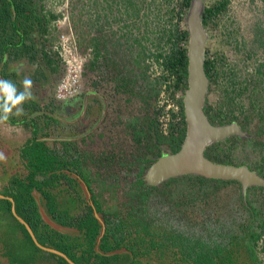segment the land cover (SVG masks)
Returning <instances> with one entry per match:
<instances>
[{
    "label": "rangeland",
    "instance_id": "obj_1",
    "mask_svg": "<svg viewBox=\"0 0 264 264\" xmlns=\"http://www.w3.org/2000/svg\"><path fill=\"white\" fill-rule=\"evenodd\" d=\"M128 1L42 0L44 12L53 13L56 18L49 21L47 32L38 35L36 45L39 48L42 42L45 43L51 58L56 62L49 66L38 56L33 61L21 57L10 61L7 70L10 72L13 87L21 93L26 92L24 80L27 78L32 81L27 89L30 95L26 97V101L33 100L44 107V110L36 112L35 115H30L29 112L24 114L27 120L30 116L36 118L33 121L40 128L37 134L40 139H45L52 148L60 149L57 138H79L76 147L78 153L85 158V165L93 179L92 191L104 209V214L101 213L103 217L107 215L112 218V214L116 212L126 221L134 223V220L142 221L145 213L131 212L127 185L140 173L138 166L141 165V160H137L138 154L142 156V152H145L146 156V153L151 152H146L145 138L140 145L135 142L132 126L135 123L142 124L146 116L153 117L154 112L157 114V101L162 91L160 90L157 97L152 96L148 104L144 103L141 95L143 92L152 94L160 70L150 59L143 62L142 58L157 50L155 19L157 16H163V12H158L156 5L163 6L164 3L161 0H132V4H129ZM214 1L216 0H205V3ZM215 23L216 26L212 22L206 27L209 35L206 48L208 55L224 56L227 76L210 82L208 105H227L229 98L224 86L227 81L230 83L229 79L232 78L234 89L238 92L241 90L236 101H243L245 105L244 112H235L238 120L233 121L243 124L244 113L247 115L248 112L250 117L247 119V128L243 129L252 136L249 138L250 144L255 141L264 142V132L259 133V119L264 117V78L260 79L255 73L260 64L264 63V0H229L228 10L221 14ZM96 40L102 44L97 58L94 47ZM117 40L120 42L116 44ZM146 65L148 69L144 68ZM12 72H15L16 76ZM144 72L149 81H146L149 89L143 86L145 83L141 77ZM119 73L136 79V82H132L131 94L118 88L116 78ZM2 80L0 77V100L4 96ZM150 82L153 83L151 86ZM180 96V92L176 91V97ZM84 101L87 106L91 105V109L79 114L83 111L81 108ZM73 107L77 108L76 111H73ZM5 108L7 107L0 105V191L7 187L13 176L27 174L21 149L33 135L32 122L26 124L21 120H25L21 106L9 109V113H6V116L17 119V123L4 118ZM59 118L64 120L62 124ZM95 119V123L101 124L95 125L97 128L84 136L86 128L92 125ZM45 133L47 136L42 138L41 135H46ZM242 143L232 146L227 152L229 158L242 162L249 155L256 160L260 153L252 150L253 147L251 148L249 143L246 146ZM161 148L167 152L166 147ZM110 150L113 154L110 164H94L97 160H102L101 152ZM90 160L94 163H89ZM70 176L73 177V174L70 173ZM76 182V189L86 201L85 193L77 179ZM65 185L62 183V188ZM58 188H54V192H57ZM68 190L72 191V188L69 187ZM35 196L38 200L41 199L38 192H35ZM61 197H65V194L62 193ZM70 198L66 202L67 208L70 212L77 213L78 208L70 207L73 201V198ZM250 199L254 206L262 207L264 214V192L257 191ZM153 203H156L155 227L151 230L156 241H168V237L172 233H178L177 231H185L205 240L210 239L215 237L214 231L217 232L219 221L236 219V216L241 217L244 212L239 209L238 190L233 185L222 187L216 198L206 202L200 199L198 202L186 203L177 208L166 194L164 197L157 194ZM244 203L248 206V201ZM12 218L0 217V264L19 263V258L13 256L12 236L18 238L22 234L18 228L13 232L15 222ZM45 219L48 220L46 215ZM138 228L141 229L135 225L131 230ZM136 235L137 233L131 234V238ZM131 238L128 235L127 240ZM6 250L11 256H6ZM180 252L181 248L170 244L167 247H153L148 255L139 258L138 264H182L179 260ZM257 252L261 264H264V252L258 243ZM121 253L128 254L131 260L132 254L126 248H122Z\"/></svg>",
    "mask_w": 264,
    "mask_h": 264
},
{
    "label": "trees",
    "instance_id": "obj_2",
    "mask_svg": "<svg viewBox=\"0 0 264 264\" xmlns=\"http://www.w3.org/2000/svg\"><path fill=\"white\" fill-rule=\"evenodd\" d=\"M191 1L161 0L164 5H156V10L163 12L164 16H157L155 19L157 50L144 55L142 61L146 62L145 60L150 59L152 63L158 66L160 74L156 76L152 94H144V87L142 88L141 99L145 104H148V100L152 96L157 97L159 95L163 83L167 85V88L173 87L174 92L171 93L173 97L177 90L182 91L187 87L186 42L188 32L183 26L185 25V14ZM128 3L132 4V0H129ZM228 8L229 0H216L206 4L202 12L203 25L207 27L213 22V25L216 26L215 20ZM43 9L42 0H0V74L11 88L13 83H11L12 80L9 77L10 72L7 70L10 61L21 57L33 61L38 56L42 61L45 60L49 66L56 62L55 59L51 58L50 51L46 48L45 43L39 41L41 43L39 48L36 45L38 35L47 32L49 21L56 18L53 13L46 14ZM42 37L44 41V35ZM119 42L117 40L116 44ZM101 46L102 44L96 40L94 43L95 58L98 57ZM223 60L224 56L221 54H207L204 69L211 82L217 81L221 76H227V66ZM93 63H95V60ZM147 65L144 67L145 69L149 68ZM12 73L16 76L15 72ZM255 73L258 74L260 79L261 77L264 78V63L260 64ZM141 79L145 83L142 85L146 87L149 81L145 76V72L142 73ZM229 81L230 83L227 81V85L224 86L229 98L227 105L222 103L216 107H205V113L214 124H225L238 120L235 112L245 111L244 102L236 101V97L239 96L241 90L238 92L234 89L232 78ZM262 81L264 82V79ZM116 82L120 90L130 93L133 92L132 82H136V79L119 73ZM152 84L150 82V86ZM12 89L14 90L13 99L22 94L17 88L13 87ZM173 100L179 105V110H169L170 118L165 129L160 130L159 125L161 122L156 121V117L151 119L150 116H146V120H143L139 128H136L135 125L132 126L135 142L140 145L145 138L147 140L145 144L146 152H151L153 156L152 159L149 156L142 159L144 166H146L140 165L141 170L137 178L127 185L129 188L127 196L130 198L128 204L132 209L131 212L135 214L144 212V218L142 221L134 220V223H130L116 212L112 214V218L104 215L106 230L99 243V252L96 251L95 245L100 232V224L93 215L91 206L76 189L78 187L76 179L65 172L67 170L69 173L77 174L87 184L96 211L104 214L101 202L91 189L93 179L90 176L88 167L85 165V158L78 153V150L72 156L71 154L61 155L59 149L52 148L45 139H40V136H37L40 128L33 121L36 118L30 116L27 120L24 113L29 112L30 115H35L36 112H43L44 107L33 100L26 101V98L22 102L13 104L6 95L3 96L0 100V105L3 108L13 109L21 106L25 118V120H21L26 124L32 122L31 125H33L32 138L27 140L25 147L21 149V156L25 161L24 166L28 172L25 175L13 176L7 187L0 191V194L4 196L0 197V217L4 219L9 216L13 217L12 219L15 222L13 232L18 228L22 234L18 238L15 235L12 236L13 256L16 255L19 258L18 264L70 263L59 254L39 248L25 226L14 217L13 207L16 213L29 224L39 243L64 253L76 264H138L139 258L148 255L153 247H167L169 244L181 248L179 260L182 264H261L257 252V243L264 233V214L262 213V207L257 208L252 204L250 196L257 191L264 192V188H249L246 193V201H248V206H246L240 184L237 181L207 179L198 175L172 177L160 186H150L143 181L142 174L149 166L150 161H154L164 153L161 146L166 147L167 152L174 153L179 150L184 140L186 126L182 99ZM160 110L162 108L157 109V116L161 112ZM246 113L247 115L244 113L243 117L245 121L243 124L240 123L242 128L245 129L247 128V119L250 117L248 112ZM3 114L6 116L5 112ZM52 119L55 120V118ZM7 120L12 123L18 122L12 116H8ZM259 121L261 123L259 133L261 134L264 132V117L261 116ZM46 136L47 134L41 135L42 138ZM241 139L232 135L223 141L215 142L207 147L205 155L215 162L247 165L264 176V142L255 141L250 144L251 139ZM239 143L245 146L249 143V146L253 147L252 150L260 153L259 157L253 160L248 155L242 162L230 159L227 152L230 151L232 146ZM62 144L66 150L71 145L70 142H62ZM154 146L157 148L155 151ZM138 155L137 160H140L141 155ZM62 183L66 184L63 188ZM229 185L237 188L239 209L244 212L240 215L241 217L236 216V219L232 218L227 222L219 221L217 232L214 231L216 233L215 237L205 240L185 231H177L178 233H172L168 237V241L154 240L152 237L154 233L151 229L155 227L156 203H153L155 195L158 194L164 197L166 194L167 198L173 201V205L178 208L186 205V203L198 202L200 199L205 202L206 200H212L217 197V193L222 187ZM69 187L72 188V191L68 190ZM54 188H58V191L54 192ZM35 192H38L41 197L40 200L35 196ZM62 193L65 194V197H61ZM70 197L73 198V201L70 200V207L71 209L78 208L77 213L70 212V209L67 208L66 202L67 199H71ZM9 198H12V200ZM39 204L43 206L47 216L54 223L64 228L63 231L52 227L43 219ZM135 225H138L141 229L131 230ZM134 233H137V235L131 238V234ZM128 235L131 238L129 240H127ZM122 248H126L132 254L131 260H129L128 254L121 252L109 254ZM7 250L6 256L10 255ZM262 250L264 252V244Z\"/></svg>",
    "mask_w": 264,
    "mask_h": 264
},
{
    "label": "water",
    "instance_id": "obj_3",
    "mask_svg": "<svg viewBox=\"0 0 264 264\" xmlns=\"http://www.w3.org/2000/svg\"><path fill=\"white\" fill-rule=\"evenodd\" d=\"M204 6V0H192L184 18V27L188 32L186 44L188 61L187 87L182 97L186 126L184 140L178 151L174 153L164 152L157 157L145 169L142 179L150 186H160L172 177H181L183 175H198L207 179L237 181L240 184L243 200L246 201V192L249 188H264V176L249 168L247 165L215 162L205 155L207 147L215 142L223 141L232 135L249 138L250 134L236 121L226 124H213L204 111L210 84V80L204 69L206 45L209 38L208 32L202 23ZM62 139L74 140L79 138H57L58 141ZM65 172L69 173L67 170ZM72 174L82 187L85 193V199L93 209V215L100 224V232L95 245L96 251L100 252L99 243L106 230L105 220L102 214L96 211L95 205L91 200V191L87 184L77 174ZM9 199L12 200V198ZM39 209L43 219L52 227L59 230L63 228L47 216L42 205L39 206ZM12 211L16 219L28 230L33 241L39 248L59 254L70 264H76L64 253L39 243L29 224L16 213L14 207ZM45 215L48 220L45 219ZM116 252H121V249L110 252L109 254Z\"/></svg>",
    "mask_w": 264,
    "mask_h": 264
},
{
    "label": "flooded vegetation",
    "instance_id": "obj_4",
    "mask_svg": "<svg viewBox=\"0 0 264 264\" xmlns=\"http://www.w3.org/2000/svg\"><path fill=\"white\" fill-rule=\"evenodd\" d=\"M162 89L164 90V93H167V95H168V97L170 98V99H176V92L174 93V97L173 96H171V93H173L174 92V90H173V87H169V88H167V85L166 84H162ZM161 89V90H162ZM160 97V96H159ZM157 103H158V101H157ZM100 104V103H99ZM98 104V105H99ZM91 105L89 104V106H87V104H86V106H85V108H83V104H82V112L81 113H79V114H83L84 112H86V111H88V110H90L91 109V107H90ZM76 107H73V111H76ZM158 109V108H157ZM81 111V110H80ZM153 117H156V121L157 120H159V118H158V116H157V114L154 112V116ZM152 116H150V118L152 119L153 118ZM101 118V117H100ZM103 118V117H102ZM60 119V118H59ZM101 120V122H102V119H100ZM62 121H64L63 119H60V123L62 124L63 122ZM95 121H96V119L95 120H93V124L92 125H89V127H87L86 129V131L83 133L84 134V136L86 135V134H88L89 133V131H91L92 129L94 130V129H96L97 127L96 126H98V125H100L99 124V122H97V123H95ZM70 124V123H69ZM96 125V126H95ZM135 125V127L136 128H139L140 127V123H135L134 124ZM89 128V129H88ZM159 129L160 130H162V129H164V127L160 124L159 125ZM89 135V134H88ZM87 135V136H88ZM132 135H133V133H132ZM251 135V134H250ZM249 135V136H250ZM71 137H73V138H75L74 136H70V137H66V138H71ZM77 137V136H76ZM237 138H241V137H238V136H236ZM252 136H250L249 138H251ZM62 138H65V137H62ZM83 138V137H82ZM243 139V138H242ZM245 139V138H244ZM62 142H70L71 143V145H70V148L68 149V150H66L65 149V147H64V145L62 144ZM78 143V141H77V139H74V140H66V139H62V140H59V144H60V154L61 155H70L71 154V156L72 155H75V153H76V150H78L77 149V147H76V144ZM154 148H155V150L157 149L155 146H154ZM153 148V149H154ZM154 150V151H155ZM143 153V155H145V152H142ZM141 153V154H142ZM101 154L103 155V157H102V160H97L96 161V163H94L93 161H88L89 163H94V164H96L97 166H101L102 164H110L111 163V157H112V153H111V150L109 151V152H106V151H103V152H101ZM147 156H149L151 159H152V154H148V155H146V157ZM145 158V156H141V166L142 165H144V162H143V160L142 159H144ZM153 161H150V164L152 163ZM149 164V165H150ZM138 167H140V165L138 166ZM92 189V188H91Z\"/></svg>",
    "mask_w": 264,
    "mask_h": 264
},
{
    "label": "clouds",
    "instance_id": "obj_5",
    "mask_svg": "<svg viewBox=\"0 0 264 264\" xmlns=\"http://www.w3.org/2000/svg\"><path fill=\"white\" fill-rule=\"evenodd\" d=\"M205 1V0H204ZM206 4L207 3H205V6H206ZM203 23V22H202ZM185 26V25H184ZM183 26V27H184ZM205 27V26H204ZM206 28V27H205ZM186 44H187V42H186ZM207 54H208V51H207V48H206V55H205V58H206V56H207ZM156 66V65H155ZM0 77L1 78H3L2 76H1V74H0ZM210 80V79H209ZM211 82V81H210ZM31 83H32V81L30 80V79H25L24 80V85H25V89H26V92L25 93H22L20 96H18V97H16L15 99H13V96H14V90L10 87V85L9 84H7V83H4L3 84V87H2V91H3V94L4 95H6L7 96V98H8V100H10V101H12L13 102V104H16V103H19V102H22V101H24L25 100V98L27 97V96H29L30 95V92H28L27 91V89L30 87V85H31ZM209 89H210V84H209ZM161 91H163V89L161 90ZM177 92H180V94H181V96L179 97V98H181L182 99V97H183V92H184V90H177ZM208 93H209V91H208ZM176 94V93H175ZM208 95V94H207ZM176 97V96H175ZM178 97H176V99H177ZM178 98V99H179ZM207 106H210V105H208V102H207V98H206V104H205V107H207ZM205 107H204V111H205ZM9 109H7V108H5V113H9ZM5 119H7V116H5L4 117ZM232 122V121H231ZM237 122V121H236ZM238 123V122H237ZM214 124V123H213ZM226 124V123H225ZM239 124V123H238ZM240 125V124H239ZM241 126V125H240ZM242 127V126H241ZM244 139V138H243ZM257 172V171H256ZM68 174H70V173H68ZM263 176V175H262ZM247 193V192H246ZM103 216V215H102ZM104 218V217H103ZM105 220V219H104ZM264 234V233H263ZM262 234V235H263ZM262 237V236H261ZM259 241H260V239L258 240V244H259ZM263 244H264V242H263ZM263 244L261 245V248L263 247Z\"/></svg>",
    "mask_w": 264,
    "mask_h": 264
},
{
    "label": "built area",
    "instance_id": "obj_6",
    "mask_svg": "<svg viewBox=\"0 0 264 264\" xmlns=\"http://www.w3.org/2000/svg\"><path fill=\"white\" fill-rule=\"evenodd\" d=\"M157 106L158 108H162V110H160L161 112L159 113L158 118L159 121L161 122V125L166 128L167 122L169 121L170 118L169 110L173 109L174 111H178L179 105L173 99H170L167 93H164L163 90L162 93L160 94V97L158 98ZM263 242H264V234L260 238L259 244L262 245Z\"/></svg>",
    "mask_w": 264,
    "mask_h": 264
},
{
    "label": "crops",
    "instance_id": "obj_7",
    "mask_svg": "<svg viewBox=\"0 0 264 264\" xmlns=\"http://www.w3.org/2000/svg\"><path fill=\"white\" fill-rule=\"evenodd\" d=\"M3 79V83H6V81H5V79L4 78H2ZM85 105H86V102L84 101V104H83V108H85ZM0 197H4L2 194H0Z\"/></svg>",
    "mask_w": 264,
    "mask_h": 264
}]
</instances>
